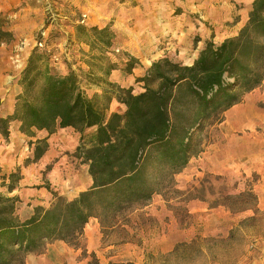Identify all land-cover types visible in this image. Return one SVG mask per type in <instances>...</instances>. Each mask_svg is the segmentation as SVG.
<instances>
[{
	"label": "rangeland",
	"instance_id": "obj_1",
	"mask_svg": "<svg viewBox=\"0 0 264 264\" xmlns=\"http://www.w3.org/2000/svg\"><path fill=\"white\" fill-rule=\"evenodd\" d=\"M153 1L110 0L111 6L96 9L98 12L104 9L107 19L97 17V22H92L90 16L95 15L92 7L75 6L68 0H52L54 5L44 6L42 10L43 26L38 29L24 24L14 26V35L2 48L7 67L4 73L12 76L8 79L13 88L8 93L15 95L18 92L19 87L15 84L18 81L20 85L22 72L32 56L33 66L40 68L48 62L61 74L73 70L81 79L85 93L93 97L107 114L122 112L123 107L116 104V93L111 84L128 86L133 93H140L144 90L145 79L153 78L152 72H143L144 66L149 64L148 57H154L150 58L151 64L161 59L179 61L176 38L169 43L159 39V47L164 50L161 56L149 52L140 60L122 49L128 46L135 33L141 36L147 29H153L156 35L152 37L151 32L150 39L160 33H170V25L162 26L170 17L177 15V20L189 19L183 6H151ZM206 1L230 6L228 18L222 21L224 26L241 23L242 16L248 15L240 12L241 0ZM118 2L125 4L117 6ZM13 11L14 8L0 12L5 14L0 18L4 27L5 22L17 24L6 18L12 16ZM11 18L15 19L14 16ZM38 39L42 40L44 47L36 45ZM196 41L197 36L193 38V42ZM168 44L171 52L167 49ZM117 48L118 52L115 51ZM10 52L16 54L12 59L9 58ZM41 57L44 61H40ZM113 59L116 61L112 62ZM53 63H57L59 69ZM108 64L115 65L113 69L116 71L111 72V68L108 72ZM150 83L157 86L158 80ZM222 116L221 121H204L191 129L193 155L182 171L158 185L150 199L116 214L91 218L82 237L74 246L69 245L71 251L61 254L64 263L264 264V80L243 94L240 102ZM68 131L73 139L69 134L64 140L59 138L56 146L60 144V158L56 153L52 157L55 163L62 159L61 166L69 168L68 173L64 171L63 191L71 197L82 191L79 186L84 191L91 183L89 186L81 184L88 175L87 165L74 153L79 134L72 129ZM26 145L45 148L43 139H25L22 146ZM19 147L21 149V143ZM50 167L46 165L45 170L50 171ZM11 174L10 181L0 175V195L18 198L14 202L15 215L24 220L40 205L20 200L7 192L6 182L15 185L23 177L19 168ZM39 254H28L25 264H36L35 258ZM42 264L49 263L43 261Z\"/></svg>",
	"mask_w": 264,
	"mask_h": 264
},
{
	"label": "trees",
	"instance_id": "obj_2",
	"mask_svg": "<svg viewBox=\"0 0 264 264\" xmlns=\"http://www.w3.org/2000/svg\"><path fill=\"white\" fill-rule=\"evenodd\" d=\"M10 37L0 19V46ZM32 58L13 115L0 117V133L7 137L12 121L29 137L71 127L79 134L75 156L87 165L92 183L73 199L57 196L48 208L36 206L24 220L15 215L18 198L0 195V264H25L28 254L42 253L56 240L74 246L91 218L147 201L167 177L182 171L195 149L191 129L221 121L264 80V0H253L236 35L207 40L192 64L154 62L142 92L111 84L122 112L107 114L73 70L61 74L48 62L39 68ZM44 150L35 148L36 158ZM13 187L10 182L8 189Z\"/></svg>",
	"mask_w": 264,
	"mask_h": 264
},
{
	"label": "crops",
	"instance_id": "obj_3",
	"mask_svg": "<svg viewBox=\"0 0 264 264\" xmlns=\"http://www.w3.org/2000/svg\"><path fill=\"white\" fill-rule=\"evenodd\" d=\"M109 1L110 0H85L83 3L82 0H68V2L73 3L75 6L83 5L92 7L91 10L96 15L95 16L93 14L90 16V20L92 22H97V17L101 18V20L107 19V15L103 14L105 12L104 9L102 12H98L96 9H99L102 6H111ZM205 1L206 0L153 1V3L150 4L151 6H165L166 8L169 6H183L185 12L189 13V19L185 20L183 17L182 20H177L178 18L175 17L177 15H175L170 17L171 19L164 20V24L162 26L167 27V25H170V33H160L156 38H149L151 32H153L152 37L156 35L153 29H147V32L141 36L138 33H135L130 38L128 46L122 48L123 51H125L131 57H135L140 60L142 59L143 55H146V53L149 52H155L153 55L161 56V52H164V50L162 47H159V39L163 38V40H166V43L167 41L169 43L171 39L176 38L179 42L180 52L177 55V57H179V61H175L188 65L192 64L198 52L203 48L207 40H212L215 43H219L228 37L236 35L242 26L240 24L246 21L248 18V15H243L241 18V23L237 22L232 27L224 26L222 21L225 18H228L229 13L227 12H229L230 6L214 5L208 1ZM241 1L243 2V7L240 9V12L243 11V13L245 12V14H248V12L251 10L253 0ZM52 3V0H0V12L14 8L15 11L10 14H13L12 16H14L15 19L11 18V15L9 17L7 15L6 18H10L11 20L17 22L15 25H12V23L9 25L8 22H5L4 28L8 30L11 35H14V26H18V24H24L28 27H35L38 29L39 27L43 26L44 15L42 10H44V6H53L54 4ZM124 4L125 2H118L117 6H124ZM3 15L5 14L1 13L0 18H3ZM105 25L106 24L103 26ZM196 36L197 41L195 43L193 42V38ZM7 43L8 42H5L0 46V117L3 118L13 115L16 107V95L22 91V86L19 85L17 81L15 86L19 87L18 92H16L15 95L12 92L8 93V90L10 89L12 91L13 87L10 86L11 81L8 79V77L12 78V76L6 75L4 73V71L7 70V67L6 63H4L6 56L2 48H4L5 44ZM169 45L170 44L167 45V49H169ZM86 46L88 48V45ZM68 50L69 49H67V51ZM171 51L172 50L169 49V52ZM87 53L90 52L88 51ZM15 55L16 54H14V52H10L9 58L12 59ZM150 58L153 59L154 57L150 56ZM150 58L148 57L147 63L149 64H146L148 66H144L143 72L150 71L149 69L152 65ZM111 61L114 62L116 59ZM142 63L144 62L142 61ZM53 64L59 69L57 63ZM118 66L119 65H117V67ZM60 69L64 70L65 68L64 66H60ZM113 71H116V69H111V72ZM121 87H124V85H121ZM127 87L128 86H126V88ZM15 89L16 88H14V90ZM116 104L119 103L117 102ZM10 125L11 126H9V134L7 137L0 133V175L4 176L6 181H10L9 175L19 168L23 173V177L19 179L11 191L8 189V184L10 182H6L7 184H4V187L7 188V192L9 194L18 196L20 200L35 203L44 208H48L57 196H66L69 200L76 197V195L69 197L68 193L63 191V187L65 185V181H63V175L65 174L64 171H67V173L69 172L68 166L67 168L62 167V159L55 163V158H53L54 153H56L58 157L60 156V144L58 143L56 146L58 139L61 138V140H64L68 136L67 134L71 136V133L68 130L72 128H61L52 133H49L47 130H37L35 136L29 137L19 130L18 121H12ZM25 139H33V141L42 139L44 140L45 150L39 158H36L35 156V148H31L28 145H26V147L22 146V141ZM72 139L73 138L71 136V140ZM19 143H21V149H19ZM75 148L76 145L73 147V149ZM28 158H31L30 161H26ZM46 165H51L50 171L45 170ZM68 178V180H70L71 176ZM90 183H92V181L88 174L85 179L81 181V184L84 186H89ZM78 189L79 191H83L81 186H79ZM70 249L71 247L63 241L56 240L50 242L47 244L43 253L36 255L35 262L36 264H42L43 261H47L49 264H70L69 262L64 263L62 256L65 254V252L71 251Z\"/></svg>",
	"mask_w": 264,
	"mask_h": 264
},
{
	"label": "built area",
	"instance_id": "obj_4",
	"mask_svg": "<svg viewBox=\"0 0 264 264\" xmlns=\"http://www.w3.org/2000/svg\"><path fill=\"white\" fill-rule=\"evenodd\" d=\"M36 45L39 46V47H44V44L42 43V40H41V39H38V40H37ZM115 51L118 52L119 49L117 48ZM55 59L57 60L56 57H55Z\"/></svg>",
	"mask_w": 264,
	"mask_h": 264
}]
</instances>
